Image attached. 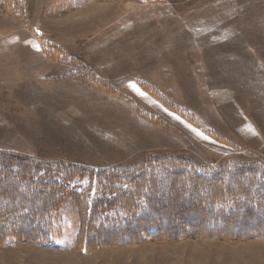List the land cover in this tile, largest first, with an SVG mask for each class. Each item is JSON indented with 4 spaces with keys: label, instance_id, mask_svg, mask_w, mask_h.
I'll return each mask as SVG.
<instances>
[{
    "label": "rangeland",
    "instance_id": "obj_1",
    "mask_svg": "<svg viewBox=\"0 0 264 264\" xmlns=\"http://www.w3.org/2000/svg\"><path fill=\"white\" fill-rule=\"evenodd\" d=\"M46 1L26 0L25 23L0 13L1 152L98 170L264 163V0H111L43 17ZM57 214L60 237H7L0 264H264L263 239L85 251L71 195Z\"/></svg>",
    "mask_w": 264,
    "mask_h": 264
},
{
    "label": "trees",
    "instance_id": "obj_2",
    "mask_svg": "<svg viewBox=\"0 0 264 264\" xmlns=\"http://www.w3.org/2000/svg\"><path fill=\"white\" fill-rule=\"evenodd\" d=\"M108 1L47 0L40 15L61 17ZM0 13L25 23L26 0H0ZM88 80L96 89L109 87ZM68 195L79 219L74 247L85 251L185 239L264 240V163L214 167L152 156L133 167L98 170L0 151V244L13 237L16 245L47 247L61 235L57 211Z\"/></svg>",
    "mask_w": 264,
    "mask_h": 264
},
{
    "label": "snow or ice",
    "instance_id": "obj_3",
    "mask_svg": "<svg viewBox=\"0 0 264 264\" xmlns=\"http://www.w3.org/2000/svg\"><path fill=\"white\" fill-rule=\"evenodd\" d=\"M133 87H134V85H133Z\"/></svg>",
    "mask_w": 264,
    "mask_h": 264
}]
</instances>
